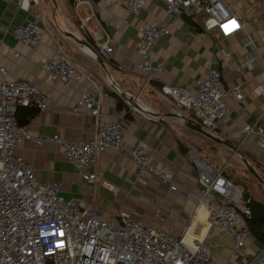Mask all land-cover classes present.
<instances>
[{
  "label": "crops",
  "instance_id": "obj_1",
  "mask_svg": "<svg viewBox=\"0 0 264 264\" xmlns=\"http://www.w3.org/2000/svg\"><path fill=\"white\" fill-rule=\"evenodd\" d=\"M226 1L232 13L245 25L244 30L222 39L215 30L202 31L203 14L198 19L174 21L169 34L158 40L151 54L152 60L162 64L164 72L155 75L154 81L144 86L134 68L137 60L135 42L141 29L163 18L160 3L147 0L137 16L131 17L116 2L81 0L74 6L67 0H36L24 11L17 7V0H0V67L6 71V80L27 81L50 92L52 98L47 111L37 112L27 121L24 127L28 133L83 140L92 135V118L69 112L79 92L91 88L89 81L81 78L63 88L52 85L38 68L40 61L54 56L58 46L64 45L74 66L95 84L99 92L100 114L110 119L116 113L113 94L116 95L127 111L121 122L125 144L149 148L151 165L156 169L165 167L170 170L173 183L180 192H168L167 185L156 176L149 180L138 178L136 168L126 154L103 152L96 156L95 172L118 189L113 196L100 183H84L57 145L45 142L36 146L24 141L17 146L15 154L31 165L36 182L58 183L60 197L81 200L99 216H112L119 209L132 210L143 224L176 235L183 232L195 206L194 196L200 191L195 171L184 158L186 151L197 154L203 146H217L218 150L225 151V155L228 153L227 160L243 158L261 182L252 178L264 187V148L258 147L254 133L245 138L240 133L246 125H254L264 133V0ZM37 16L41 19L39 43L20 47L11 37L12 29ZM66 32L76 34L84 41V37L87 38L91 45L85 42L100 56L103 66ZM106 37L111 48L108 56L97 50L98 44ZM247 40L251 42L249 45ZM14 52L19 53L16 58ZM213 58L217 61L222 85H239L242 101L228 100L229 115L217 122L215 131L203 130L237 149L239 154H232L225 144L193 131L191 126H199L193 110L178 109L173 99L164 100L156 93L161 85L191 90L194 80ZM249 59V66L240 70V64ZM106 72L122 92L155 117L145 116L127 106L125 99L110 85ZM224 165L225 162L214 169L224 170ZM154 213L158 215L155 219ZM203 215L200 212L201 222ZM198 232H203L202 226ZM204 243L215 264H245L246 259L263 244L250 234L243 257L233 261L229 255L231 241L227 236L210 232ZM222 254L227 255V263L220 258Z\"/></svg>",
  "mask_w": 264,
  "mask_h": 264
},
{
  "label": "built area",
  "instance_id": "obj_2",
  "mask_svg": "<svg viewBox=\"0 0 264 264\" xmlns=\"http://www.w3.org/2000/svg\"><path fill=\"white\" fill-rule=\"evenodd\" d=\"M80 1L73 0L74 6ZM100 1L120 3L128 15L136 17L147 0ZM154 1L162 5L163 18L141 29L135 42L137 60L134 68L144 86L154 81L155 75L164 72L162 64L152 60L151 54L158 40L169 34L174 21L180 18L192 20L203 14L202 31L215 30L222 39L245 27L226 0ZM35 2L17 0L16 5L27 11ZM40 22L37 16L17 25L11 31L12 39L20 47L39 43ZM109 43V38H104L97 50L108 56L111 52ZM250 43L246 41L247 45ZM18 55V52L13 53L14 58ZM250 62L251 59L240 64V70L248 67ZM216 65L214 58L210 60L194 80L191 90L161 85L156 91L164 100L173 99L178 109L193 110L199 126L208 132L215 131L217 122L229 115L228 100L242 101L240 86L224 87ZM38 68L52 85L63 88L81 78L89 81L91 88L79 92L69 112L91 117L94 128L86 140L30 135L24 126L17 124L16 109L31 107L39 113L47 111L51 94L24 80H6V71L0 67V264H215L204 243L210 232L230 239L229 255L233 261L243 257L250 235L246 223L250 217L247 201L240 190L222 176V169L215 170L190 150L185 152L184 158L195 171L200 191L194 196L195 206L183 232L178 235L143 224L132 210L119 209L112 216H99L81 200L60 197L58 183L36 182L31 165L15 154L17 146L24 141L36 146L45 142L57 145L84 183H100L113 196L118 189L95 172L96 156L103 152L126 154L135 166L138 178L149 180L156 176L167 185L168 192H180L173 183L170 170L151 165L149 148L125 144L121 123L127 112L125 109L110 119L100 114L95 84L74 66L61 47L58 46L54 56L40 61ZM126 105L130 107L127 102ZM240 133L243 138L254 133L258 147L264 148V133L260 128L246 125ZM200 212L204 214L203 222L199 221ZM157 217L154 213L153 218ZM201 226L203 232L200 234ZM245 264H264V243Z\"/></svg>",
  "mask_w": 264,
  "mask_h": 264
},
{
  "label": "rangeland",
  "instance_id": "obj_3",
  "mask_svg": "<svg viewBox=\"0 0 264 264\" xmlns=\"http://www.w3.org/2000/svg\"><path fill=\"white\" fill-rule=\"evenodd\" d=\"M201 14L193 19L200 18ZM62 45V44H61ZM64 54L72 62L73 59L68 53L67 47L62 45L61 47ZM208 145V144H207ZM224 150H218V147L203 146V150L199 151L195 156L202 161L213 166V168H220L225 162L223 174L232 182L233 185L238 187L243 193L247 194L249 197L262 201L264 204V187L263 185L256 182L252 176L247 173L245 167L241 163L240 159L227 160L228 153L225 155ZM212 254V252H211ZM220 258L225 260L227 263V255L222 254ZM218 263V262H217ZM228 264H230L228 262Z\"/></svg>",
  "mask_w": 264,
  "mask_h": 264
},
{
  "label": "trees",
  "instance_id": "obj_4",
  "mask_svg": "<svg viewBox=\"0 0 264 264\" xmlns=\"http://www.w3.org/2000/svg\"><path fill=\"white\" fill-rule=\"evenodd\" d=\"M67 2L68 4L71 5L73 3V0H67ZM84 39L88 44L91 45L90 41L87 38L84 37ZM113 96H115V100H116V112H118L122 108L126 110L125 104L122 103V101H120V99L116 95L113 94ZM36 113L37 111L31 107H18L14 113V118L19 126H25L27 121ZM222 176L225 179L229 180L223 174V169H222ZM242 196L243 199L247 201L246 207L250 211V217L246 219V223L248 224L250 234L254 239L258 240L261 243H264V204L261 201L253 198L252 196L249 197L247 194L243 192H242Z\"/></svg>",
  "mask_w": 264,
  "mask_h": 264
},
{
  "label": "water",
  "instance_id": "obj_5",
  "mask_svg": "<svg viewBox=\"0 0 264 264\" xmlns=\"http://www.w3.org/2000/svg\"><path fill=\"white\" fill-rule=\"evenodd\" d=\"M66 35L70 38H72L76 43L80 44L85 50H87L92 57L97 60L101 65H102V59L100 58V56L94 51V49L88 45L84 40H82L80 37H78L76 34H72L70 32H66ZM103 66V65H102ZM107 75V74H106ZM108 81L110 83V85L116 90V92L120 95V97H123L125 99V102H127L131 108L141 112L142 114H144L145 116L148 117H155L147 108L139 105L138 103L134 102L132 100V98L129 97V95L127 96V94H125L124 92H122L112 81V79L110 78V76H108ZM193 131L201 134L202 136L208 138L209 140H212L216 143H223L221 142L217 137L213 136L212 134L204 131L203 129H201L198 125L195 126H191L190 127ZM225 144L227 147H229V149L233 152L232 154L236 153L239 154V152L237 151V149L232 148L231 146H229L226 143ZM241 159V163L243 164V166L245 167L246 171L252 176L254 177L256 180H258L259 182L260 179L258 178V176L256 175V173L254 172V170L246 163V161L243 158Z\"/></svg>",
  "mask_w": 264,
  "mask_h": 264
}]
</instances>
